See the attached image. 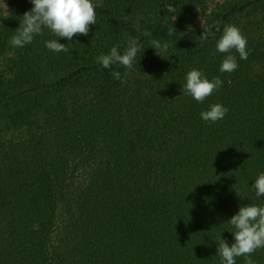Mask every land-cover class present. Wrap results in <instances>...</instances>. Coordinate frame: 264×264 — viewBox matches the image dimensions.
Masks as SVG:
<instances>
[{
	"label": "trees",
	"instance_id": "obj_1",
	"mask_svg": "<svg viewBox=\"0 0 264 264\" xmlns=\"http://www.w3.org/2000/svg\"><path fill=\"white\" fill-rule=\"evenodd\" d=\"M33 7L11 1L0 57ZM259 13L264 0L212 11L207 0H103L87 36L59 38L67 52L45 46L56 38L47 29L18 47L12 79L0 74V118L24 130L17 141L0 135V264H221L219 242H235L228 221L241 206H264L252 187L264 172ZM190 18L200 22L189 28ZM228 24L247 37L249 56L233 50L239 67L222 73L227 54L216 42ZM129 39L142 45L131 70L97 63L113 46L123 54ZM153 39L168 44L167 59ZM193 68L223 81L203 103L182 92ZM215 103L229 111L204 121ZM251 258L264 264V248Z\"/></svg>",
	"mask_w": 264,
	"mask_h": 264
},
{
	"label": "clouds",
	"instance_id": "obj_2",
	"mask_svg": "<svg viewBox=\"0 0 264 264\" xmlns=\"http://www.w3.org/2000/svg\"><path fill=\"white\" fill-rule=\"evenodd\" d=\"M31 3L34 7L24 13L20 26L15 30L16 34L10 38V44L14 47L22 48L31 44L35 36L42 35L47 29L56 38L45 41V46L57 53L67 52V45L60 43L59 38L71 41L77 35L87 36L91 26L97 23V4L94 0H31ZM165 8L168 13L175 12L174 6L170 4L165 5ZM133 27L137 31L140 29L138 22ZM202 29L201 39L207 40L211 26L202 23ZM143 35L150 36L151 33L145 31ZM167 35H173V30H169ZM247 43V37L238 26L234 24L224 26L223 34L216 42V50L227 54L221 63L220 72L232 73L238 69L237 58L232 52L235 50L240 59L246 60L249 56ZM141 48L138 40L129 39L123 54L119 51V45L113 46L109 54L97 57V63L104 68L119 64L131 70ZM152 48L156 50V55L165 58L163 52L167 50L168 44L153 39ZM112 75L117 80L122 79L119 71H114ZM222 86L223 81L220 77L209 79L202 69L193 68L186 74L182 92L183 95H190L197 102L203 103ZM228 111L227 107L215 103L209 110L201 112V118L206 122H217L223 119ZM252 187L257 197H264V172L259 174ZM228 223L235 229L232 231L235 242L231 246L225 239L219 242L218 255L221 257V264H236V258L241 256L245 257L244 264H255L251 258L252 254L257 249L264 248V206L251 203L241 206L239 212L231 217Z\"/></svg>",
	"mask_w": 264,
	"mask_h": 264
},
{
	"label": "rangeland",
	"instance_id": "obj_3",
	"mask_svg": "<svg viewBox=\"0 0 264 264\" xmlns=\"http://www.w3.org/2000/svg\"><path fill=\"white\" fill-rule=\"evenodd\" d=\"M12 0H0V22L4 19L8 13L11 6ZM103 0H94V3L97 5L102 4ZM224 0H207V5L209 11L214 10L218 4L223 3ZM258 18L260 20L264 19L261 13H259ZM200 22L199 19L195 20L194 18H190L188 22L189 28H192L195 23ZM18 47H15L10 52H7L4 56L0 57V74H4L6 81L9 82L12 79L8 69V60L14 57ZM0 135L5 141H17L24 137V130L21 127L13 126L9 121L5 118H0Z\"/></svg>",
	"mask_w": 264,
	"mask_h": 264
}]
</instances>
